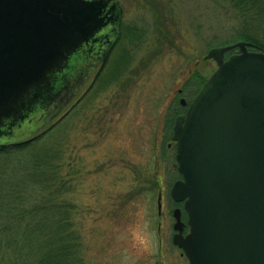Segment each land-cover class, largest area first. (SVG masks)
Segmentation results:
<instances>
[{
	"label": "rangeland",
	"instance_id": "1",
	"mask_svg": "<svg viewBox=\"0 0 264 264\" xmlns=\"http://www.w3.org/2000/svg\"><path fill=\"white\" fill-rule=\"evenodd\" d=\"M119 1L120 34L106 58L26 135L55 123L47 142L69 178L63 194L84 264H191L171 238L178 202L169 191L180 176L172 124L179 95L190 98L216 66L208 47L244 38L239 18L228 0Z\"/></svg>",
	"mask_w": 264,
	"mask_h": 264
},
{
	"label": "water",
	"instance_id": "2",
	"mask_svg": "<svg viewBox=\"0 0 264 264\" xmlns=\"http://www.w3.org/2000/svg\"><path fill=\"white\" fill-rule=\"evenodd\" d=\"M121 15L119 0H0V135L40 127L42 105L106 56ZM249 42L208 47L217 65L173 123L170 193L188 229L174 206L172 239L192 264H264V49Z\"/></svg>",
	"mask_w": 264,
	"mask_h": 264
},
{
	"label": "trees",
	"instance_id": "3",
	"mask_svg": "<svg viewBox=\"0 0 264 264\" xmlns=\"http://www.w3.org/2000/svg\"><path fill=\"white\" fill-rule=\"evenodd\" d=\"M228 1L240 35L264 48V0ZM42 106L40 121L58 105ZM54 125L26 136L0 135V264H84L72 203L63 194L69 178L60 173L59 147L47 142Z\"/></svg>",
	"mask_w": 264,
	"mask_h": 264
},
{
	"label": "flooded vegetation",
	"instance_id": "4",
	"mask_svg": "<svg viewBox=\"0 0 264 264\" xmlns=\"http://www.w3.org/2000/svg\"><path fill=\"white\" fill-rule=\"evenodd\" d=\"M229 53V52H228ZM227 53V54H228ZM103 60V59H102ZM102 60H100L99 62H101ZM99 62L97 63V64H99ZM196 92V91H195ZM194 92V93H195ZM194 95V94H193ZM193 95L190 97V98H186L185 99V102H182L183 104H184V108L182 109V110H180V111H177V113H179V112H183V111H185L186 110V107H187V104H188V102L190 101V99L193 97ZM180 96L181 95H179V99H180ZM176 113V114H177ZM175 149H176V141H175ZM175 201H177L178 203H174V205L172 206V207H174L175 205H179L180 207H181V217L185 220V222H184V225H183V231H186L187 230V228H188V224H187V221H186V216L184 215V208L182 207V205H183V200H175ZM172 210H173V208H172ZM173 212V211H172ZM174 215V214H173ZM174 219H175V217H174ZM174 220H172V222H173ZM171 222V223H172ZM172 225H173V223H172ZM174 230H175V228H173V230L171 231V238H172V234H173V232H174ZM173 241V240H172ZM174 242V241H173ZM175 243V242H174ZM177 244V243H176ZM178 245V244H177Z\"/></svg>",
	"mask_w": 264,
	"mask_h": 264
},
{
	"label": "bare ground",
	"instance_id": "5",
	"mask_svg": "<svg viewBox=\"0 0 264 264\" xmlns=\"http://www.w3.org/2000/svg\"><path fill=\"white\" fill-rule=\"evenodd\" d=\"M176 141V140H175Z\"/></svg>",
	"mask_w": 264,
	"mask_h": 264
}]
</instances>
